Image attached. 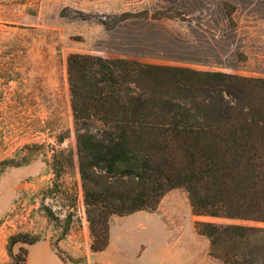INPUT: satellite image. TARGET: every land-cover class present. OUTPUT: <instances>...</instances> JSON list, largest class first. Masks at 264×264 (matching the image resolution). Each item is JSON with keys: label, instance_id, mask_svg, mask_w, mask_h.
<instances>
[{"label": "rangeland", "instance_id": "rangeland-1", "mask_svg": "<svg viewBox=\"0 0 264 264\" xmlns=\"http://www.w3.org/2000/svg\"><path fill=\"white\" fill-rule=\"evenodd\" d=\"M71 51L264 73V0L1 2L0 264L12 261L8 242L21 232L61 240L68 254L91 244L74 155ZM117 221L143 224L147 250L162 264H218L195 228L184 188L169 190L156 211L114 215L111 223ZM24 247L18 242L13 253Z\"/></svg>", "mask_w": 264, "mask_h": 264}, {"label": "trees", "instance_id": "trees-1", "mask_svg": "<svg viewBox=\"0 0 264 264\" xmlns=\"http://www.w3.org/2000/svg\"><path fill=\"white\" fill-rule=\"evenodd\" d=\"M67 71L92 251L114 215L156 211L181 187L218 264H264V73L77 51ZM39 239L12 235L6 264H28L12 247Z\"/></svg>", "mask_w": 264, "mask_h": 264}, {"label": "crops", "instance_id": "crops-1", "mask_svg": "<svg viewBox=\"0 0 264 264\" xmlns=\"http://www.w3.org/2000/svg\"><path fill=\"white\" fill-rule=\"evenodd\" d=\"M144 231L146 228L143 224L129 228L120 221L111 223L110 243L105 250L94 252L88 246L80 254L70 251L69 254L74 257H85V260L80 262L65 260L53 241L42 237L27 245L28 264H162L160 257H152L150 250H147L149 244ZM57 246L62 247L61 240ZM168 264L178 262L174 259Z\"/></svg>", "mask_w": 264, "mask_h": 264}]
</instances>
